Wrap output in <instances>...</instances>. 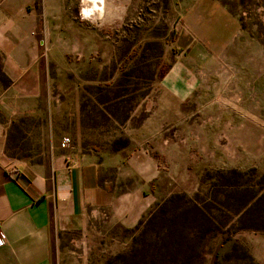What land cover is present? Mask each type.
Instances as JSON below:
<instances>
[{"label": "rangeland", "instance_id": "rangeland-1", "mask_svg": "<svg viewBox=\"0 0 264 264\" xmlns=\"http://www.w3.org/2000/svg\"><path fill=\"white\" fill-rule=\"evenodd\" d=\"M23 1L42 87L11 157L69 139L154 201L54 233L52 264H264V0Z\"/></svg>", "mask_w": 264, "mask_h": 264}, {"label": "crops", "instance_id": "crops-1", "mask_svg": "<svg viewBox=\"0 0 264 264\" xmlns=\"http://www.w3.org/2000/svg\"><path fill=\"white\" fill-rule=\"evenodd\" d=\"M25 4L0 0L1 67L10 80L0 94V264H52L54 233L86 228L97 215L132 226L154 201L139 190L119 192L93 153L58 147L47 162L29 164L6 152L11 126L34 111L42 87V55ZM85 6L87 15L96 9Z\"/></svg>", "mask_w": 264, "mask_h": 264}, {"label": "built area", "instance_id": "built-area-1", "mask_svg": "<svg viewBox=\"0 0 264 264\" xmlns=\"http://www.w3.org/2000/svg\"><path fill=\"white\" fill-rule=\"evenodd\" d=\"M70 145L69 139H64L62 142L63 147H68ZM6 244V235L0 230V246H3Z\"/></svg>", "mask_w": 264, "mask_h": 264}, {"label": "trees", "instance_id": "trees-1", "mask_svg": "<svg viewBox=\"0 0 264 264\" xmlns=\"http://www.w3.org/2000/svg\"><path fill=\"white\" fill-rule=\"evenodd\" d=\"M0 78L2 80L3 86L6 88L9 85L10 80L8 79V77L4 74L3 71H0ZM6 152L8 153L9 156H11V154L9 153V146L7 143L6 146Z\"/></svg>", "mask_w": 264, "mask_h": 264}, {"label": "bare ground", "instance_id": "bare-ground-1", "mask_svg": "<svg viewBox=\"0 0 264 264\" xmlns=\"http://www.w3.org/2000/svg\"><path fill=\"white\" fill-rule=\"evenodd\" d=\"M93 1H98V0H87V2H93ZM95 3V2H94ZM87 11V10H86Z\"/></svg>", "mask_w": 264, "mask_h": 264}]
</instances>
